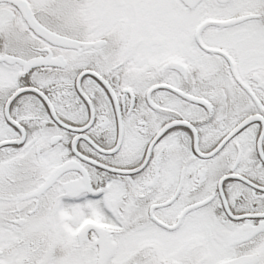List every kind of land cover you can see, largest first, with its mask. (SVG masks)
I'll use <instances>...</instances> for the list:
<instances>
[{
  "label": "snow or ice",
  "instance_id": "snow-or-ice-1",
  "mask_svg": "<svg viewBox=\"0 0 264 264\" xmlns=\"http://www.w3.org/2000/svg\"><path fill=\"white\" fill-rule=\"evenodd\" d=\"M0 264H264V0H0Z\"/></svg>",
  "mask_w": 264,
  "mask_h": 264
}]
</instances>
